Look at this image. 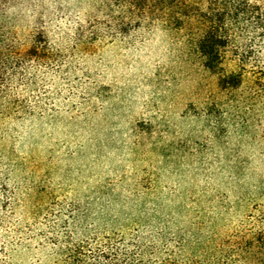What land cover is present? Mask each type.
<instances>
[{
    "label": "rangeland",
    "instance_id": "374dc122",
    "mask_svg": "<svg viewBox=\"0 0 264 264\" xmlns=\"http://www.w3.org/2000/svg\"><path fill=\"white\" fill-rule=\"evenodd\" d=\"M14 1L15 48L41 33L47 57L0 119V264H264L253 76L223 91L183 38L115 32L108 0Z\"/></svg>",
    "mask_w": 264,
    "mask_h": 264
},
{
    "label": "trees",
    "instance_id": "16d2710c",
    "mask_svg": "<svg viewBox=\"0 0 264 264\" xmlns=\"http://www.w3.org/2000/svg\"><path fill=\"white\" fill-rule=\"evenodd\" d=\"M121 14L114 25L117 33L131 28H161L185 40L189 51L203 67L216 74L223 91L237 90L247 74L256 80L250 89L264 92V0H108ZM14 0H0V119L8 115L7 91L24 61L47 57L46 38L30 34L28 47L15 48L10 36L9 9ZM231 53L236 69L225 60ZM49 58V56H48ZM12 191L0 172V209L12 202Z\"/></svg>",
    "mask_w": 264,
    "mask_h": 264
}]
</instances>
